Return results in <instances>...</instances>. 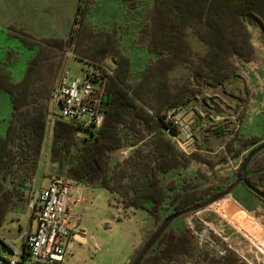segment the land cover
<instances>
[{
  "label": "trees",
  "instance_id": "16d2710c",
  "mask_svg": "<svg viewBox=\"0 0 264 264\" xmlns=\"http://www.w3.org/2000/svg\"><path fill=\"white\" fill-rule=\"evenodd\" d=\"M94 4L81 0L66 40L37 41L15 28L7 33L12 46L8 59L0 62V99L7 94L12 110L5 134L0 133V230L10 212L30 206L49 141L52 177L107 189L125 210H143L150 216L153 230L126 263L132 264L167 217L228 187L248 154L264 143V127L262 134L249 136L241 127L231 128L234 122L225 117L224 102L205 95V90L242 79L244 66L260 59L250 26L264 33V0H124L126 19L111 27L94 21ZM134 27L130 44L146 53L140 68L126 49L127 33ZM68 49L90 62L111 58L115 63L111 71L102 69L105 119L96 133L51 117V94ZM22 50L34 55L18 79L11 68ZM180 71L186 72L185 78L176 80ZM194 99L203 101L209 119L216 115L214 122L208 121L212 134L228 136L220 153L209 154L198 145L187 154L165 131L168 115ZM2 123L0 119V128ZM126 148H132L129 157L116 158ZM194 165L195 173L188 174ZM246 178L264 192V152L249 165ZM231 202L254 216L246 203L240 202L242 207ZM181 220L168 228L141 264H243L231 249L219 257L202 248L191 232L177 225Z\"/></svg>",
  "mask_w": 264,
  "mask_h": 264
},
{
  "label": "rangeland",
  "instance_id": "374dc122",
  "mask_svg": "<svg viewBox=\"0 0 264 264\" xmlns=\"http://www.w3.org/2000/svg\"><path fill=\"white\" fill-rule=\"evenodd\" d=\"M114 1L115 0H98L97 6L94 4V17L96 22L111 27L113 21L123 18L125 12L124 3L120 4L121 0H117L119 3H113ZM79 2L80 0H67L66 9L63 13L67 24L70 22L74 12L77 14L76 11ZM2 29L4 28L1 26L0 30L2 31ZM135 29L134 27L127 33L128 39L126 49L132 56L135 66L140 68L145 64L146 53L137 47H132L130 44L131 39L136 34ZM250 30L252 33V42L257 49L260 59L253 64L244 66V77L242 79L230 82L226 86H222L218 89L205 90V95L217 97L224 102L223 108L226 114L225 117L232 119L234 122L231 128H233V126L237 128L241 127L242 133L247 136L262 134L264 127V33L258 26H250ZM6 36L7 33L5 36L0 35V62L8 59L7 52H9V47L12 46L10 40H8ZM33 55L34 53L32 51L22 50V52L16 56L15 66L10 68L17 78L18 74L20 76L24 72L26 63ZM100 64L104 65L109 70L114 68L109 58L100 62ZM91 67L92 65L75 55L72 57L67 56L64 68H66L69 78H73L82 75L83 70H88ZM185 75V71H180L176 73L174 77L176 80H183ZM11 110V101L6 94L5 97L2 96L0 99V119L3 120L0 133L3 135L7 130V119L11 114ZM55 113L61 116L60 108H56ZM181 114L183 115L184 121L189 124L193 133L194 147L197 148L198 145H202L205 151L212 155L220 153L221 149L223 150L228 136L217 137L208 129V121L212 120L214 122L216 115H212L209 119L204 111L203 101L192 100L185 109L181 111ZM243 115H245L244 120L240 122L239 119H241ZM82 134L87 135L88 132L83 131ZM48 143L49 141L46 142L44 147V152L39 164L40 166L38 167V172L35 177L33 191L38 189L41 178L44 179L42 185L44 187L48 185L49 179L42 175L44 170V175H51L52 173ZM116 158L121 160L118 153L116 154ZM237 166V163H234L232 168L235 169ZM196 168L197 166L194 165L187 173L194 174ZM225 169L227 170V168H222L221 171L223 172ZM173 176H175V174H173ZM74 184H76V186L79 185L77 183H73V185ZM87 189L89 194L82 196L83 202L87 206L86 211L75 213L73 204V209H71L72 217L79 216L82 221L80 222V228L87 229L91 235L94 233L101 245V249L97 254L88 253L90 258H93L94 263L92 264H118L128 253L131 243L140 240L141 236L146 233V235H148V230H153L154 223L147 212L143 210H125V208L120 206L112 198L111 193L107 189L91 187H87ZM34 197L35 194L31 197V204L34 201ZM227 197L228 198H224L191 216L188 215L181 218L182 220L178 222L177 225L182 226L189 232L192 231L191 226H193L194 229H202L208 225V227L210 226L216 232V235L221 237L224 243L234 245L235 248L242 254H245L250 260L251 257L247 251L250 250L251 243H255L256 240H259L264 233V203L245 191L241 185L237 186L233 194ZM233 200L237 201L240 205V202L246 203L254 212V216L245 210L242 205L243 208L232 205L231 201ZM14 215H17L18 219L12 222V217ZM31 217V206L25 211L10 213L8 220L4 223V228L11 240H15L21 234L20 228H22L21 230L23 231L29 226ZM72 229L74 228L72 227ZM74 239L87 249L88 238L79 235L77 232L74 234ZM217 244L220 246L222 242H218ZM14 246L21 249L22 242L16 240L14 241ZM4 253L7 257H10L9 252ZM243 264L247 263L243 262Z\"/></svg>",
  "mask_w": 264,
  "mask_h": 264
},
{
  "label": "built area",
  "instance_id": "2783aa9c",
  "mask_svg": "<svg viewBox=\"0 0 264 264\" xmlns=\"http://www.w3.org/2000/svg\"><path fill=\"white\" fill-rule=\"evenodd\" d=\"M67 56H75L72 49H68ZM88 63L92 67L73 78H69L64 68L60 82L52 90L51 117L75 123L84 130L96 133L103 126L105 119L102 108L104 99L101 86L102 69L111 71L114 68L109 70L104 65L90 60ZM112 63L115 67V63L113 61ZM56 108H60L61 116L56 115ZM181 111H174L168 115L169 124L165 131L183 152L190 154L197 148L193 145V133L189 124L184 121ZM223 119L224 117H217V121ZM131 150L132 148L123 149L118 155L121 159H126ZM81 198L80 193L74 194L73 183L53 176L49 186L39 189L35 193L33 203L30 204L37 227L23 237L24 249H17L8 233L0 231V264H60L66 254L72 227L81 235H89L87 229L80 228L79 221L71 214L72 205L80 203ZM191 230L200 246L216 256H224L228 249H231L247 264H264V233L259 240L251 243L250 250L247 251L251 257L249 260L234 245L221 240L222 245L219 246L214 238V234L218 235L210 226L202 229H194L191 226ZM3 252H9L10 257L4 256Z\"/></svg>",
  "mask_w": 264,
  "mask_h": 264
},
{
  "label": "crops",
  "instance_id": "0c3cea01",
  "mask_svg": "<svg viewBox=\"0 0 264 264\" xmlns=\"http://www.w3.org/2000/svg\"><path fill=\"white\" fill-rule=\"evenodd\" d=\"M95 1H96L95 5L97 6L98 0H95ZM80 2L78 3V6H77V11H76L77 14L79 11ZM66 3H67V0H0V27L2 26L4 28L2 29V31L0 30V35L5 36V34L8 33L7 31H10V29L12 30L13 28H15L23 32L24 35H26L27 37H30L37 41H44L45 39H48L50 37H59L63 40H66L70 35L72 25L77 17V14H75L74 12V15L70 19V22L68 24L66 23V20L64 19V14H63L66 9ZM113 3H119V2L115 0ZM123 3H124V0H121L120 4H123ZM93 19L95 21L94 14H93ZM125 19H126V7H125L123 18L120 20L113 21L112 25H114L115 22H123L125 21ZM96 23L100 26L110 27L109 25H106V24H100L98 22ZM66 58H67V51H65L64 53L63 64H62L58 79L56 81V84L60 82L62 73L64 71ZM109 59L111 60V58ZM83 60L88 63V59L87 60L83 59ZM22 74L20 76L18 74V79L21 78ZM5 96L6 95H4V97ZM44 174H45V170L42 175L43 177H46L49 179L48 185L44 187L42 185L44 179L41 178L38 189L34 191V194L39 189L47 188L49 186L52 176L49 174H46V175ZM74 185H73V192L75 195L77 193H80L82 196L89 194V191L87 189L88 186H85L82 184H79L78 186H76V184ZM71 209H73V205ZM86 209H87V206L84 204L82 198H81L80 203L74 204L75 213L77 212L82 213L83 211H86ZM14 212H18V211H12L10 213H14ZM10 213L7 215L6 220H8ZM73 218L78 220L79 224L80 222H82L79 216L73 217ZM15 219L16 220L18 219L17 215H14L12 217V222L16 221ZM36 227H37V223L33 219V217H31L29 226L23 231L21 230L22 228H20L21 234L15 240H11V239L10 240L13 242V244H14V241L16 240L21 241L22 248L20 250H23L25 247V241L23 237L26 235V233L30 231H34ZM0 231L7 233L5 231L4 225L2 226ZM150 231L151 230H148V232ZM76 233L77 232L74 229H72V232L70 234V238H69V241L66 247V254H65L64 260L60 262V264H92L94 263L93 258L92 257L90 258L88 253L91 252V254L92 253L97 254L100 251L101 245L99 244L98 239H96V236L94 233H92V235L89 233L88 236L82 235L83 237L88 238V244H87L88 250H87L85 249L84 245L80 244L78 241L74 239V234ZM146 234L141 236L140 240L138 241L136 240L131 243V247L128 250V253L125 255V257H123L118 262V264H126L129 261L133 251L139 246L140 242L147 236ZM79 235L81 234L79 233ZM85 251H88V252H85ZM2 254L5 256L4 252Z\"/></svg>",
  "mask_w": 264,
  "mask_h": 264
},
{
  "label": "water",
  "instance_id": "95a60500",
  "mask_svg": "<svg viewBox=\"0 0 264 264\" xmlns=\"http://www.w3.org/2000/svg\"><path fill=\"white\" fill-rule=\"evenodd\" d=\"M264 152V143L258 145L253 151H251L248 156L244 159L242 164L239 167V170L236 174V177L234 180L230 183L228 187L223 189L222 191L218 192L217 194L205 199L204 201L197 203L185 210H182L180 212H177L165 219L163 224L159 227V229L154 233V235L150 238V240L147 242V244L144 246V248L141 250L139 255L136 257V259L132 262V264H141V262L144 260V258L147 256V254L153 249V247L157 244L159 239L162 237V235L168 230V228L177 220L197 213L212 204H215L219 202L220 200L226 198L227 196L231 195L232 192L235 190V188L241 184H243L247 189L255 193L257 196H259L261 199L264 200V192L261 190L255 188L252 186L247 178V170L249 165L253 162V160Z\"/></svg>",
  "mask_w": 264,
  "mask_h": 264
},
{
  "label": "bare ground",
  "instance_id": "6f19581e",
  "mask_svg": "<svg viewBox=\"0 0 264 264\" xmlns=\"http://www.w3.org/2000/svg\"><path fill=\"white\" fill-rule=\"evenodd\" d=\"M226 198H228V197H226ZM226 198H225V199H226Z\"/></svg>",
  "mask_w": 264,
  "mask_h": 264
}]
</instances>
